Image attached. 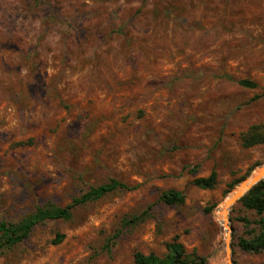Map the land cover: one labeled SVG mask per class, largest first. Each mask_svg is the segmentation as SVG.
<instances>
[{"label": "rangeland", "instance_id": "rangeland-1", "mask_svg": "<svg viewBox=\"0 0 264 264\" xmlns=\"http://www.w3.org/2000/svg\"><path fill=\"white\" fill-rule=\"evenodd\" d=\"M243 135L264 138V0H0V221L135 186L36 224L0 264H135L175 235L213 264L220 205L264 163ZM228 212L233 264H264L232 245L255 216Z\"/></svg>", "mask_w": 264, "mask_h": 264}, {"label": "trees", "instance_id": "trees-1", "mask_svg": "<svg viewBox=\"0 0 264 264\" xmlns=\"http://www.w3.org/2000/svg\"><path fill=\"white\" fill-rule=\"evenodd\" d=\"M241 85L254 87V83L248 80H240ZM245 146L253 145L264 141V138L254 139L251 136H242ZM192 184L203 189L214 188L217 184V174L211 171L207 176L195 177ZM135 186H130L116 179H110L108 182L91 187L86 192L76 197L66 206H56L48 204L37 208L34 212L26 215L16 223L0 221V251L9 249L17 243L28 237L33 226L49 219H70L74 207L89 201H94L102 196L122 190L129 191ZM160 200L165 204H181L184 201V195L176 189H168L161 193ZM238 203L255 218L251 219L247 214L238 217L242 225V232L235 234L232 245L246 254H259L264 252V179L255 184L246 194H244ZM148 215L147 210L138 215H133L130 219L124 220V225L134 224L144 220ZM62 236H57L56 242L61 240ZM166 253L159 256L155 253L144 254L137 251L134 254L135 264H207L206 259L195 252H186L183 245L175 235L166 245ZM258 264V263H248Z\"/></svg>", "mask_w": 264, "mask_h": 264}, {"label": "water", "instance_id": "water-1", "mask_svg": "<svg viewBox=\"0 0 264 264\" xmlns=\"http://www.w3.org/2000/svg\"><path fill=\"white\" fill-rule=\"evenodd\" d=\"M263 179H264V163L261 164L260 166H258L255 169V171L248 178H246L244 181L240 182L236 186V188L239 186L241 188V191L243 190V192H240V190L236 191V193L230 199L231 201L230 202H226V205L227 206H230V208H231V206L234 203H236L244 194H246V192H248L255 184H257L259 181H261ZM233 191H231L230 194ZM228 214H229V212H228ZM227 220H228L227 227H228V232H229V239H228L229 240V243L227 244V247L229 248L228 256H229V263L230 264H233V260H232V250H231V231H232V227L230 225L229 215L227 217Z\"/></svg>", "mask_w": 264, "mask_h": 264}, {"label": "bare ground", "instance_id": "bare-ground-1", "mask_svg": "<svg viewBox=\"0 0 264 264\" xmlns=\"http://www.w3.org/2000/svg\"><path fill=\"white\" fill-rule=\"evenodd\" d=\"M254 177V176H253ZM252 177V178H253ZM240 190V192H243V190L241 191V188L238 186L229 196L226 197V199L222 202V204L220 205L219 209H218V218L219 221L221 223V225L223 226L224 229V248L223 250L219 253L216 254L212 260L213 264H230L229 263V256H228V252H229V248L227 247V244L229 243V232H228V209H230V206L226 205V202H230L232 196L236 193V191Z\"/></svg>", "mask_w": 264, "mask_h": 264}]
</instances>
